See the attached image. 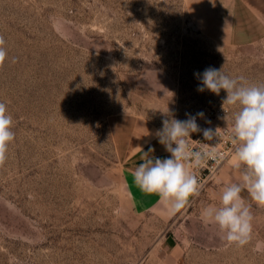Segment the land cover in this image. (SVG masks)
Segmentation results:
<instances>
[{"label":"rangeland","instance_id":"rangeland-1","mask_svg":"<svg viewBox=\"0 0 264 264\" xmlns=\"http://www.w3.org/2000/svg\"><path fill=\"white\" fill-rule=\"evenodd\" d=\"M229 1L0 0V102L15 133L0 166V264H264L253 251L264 207L250 202L245 247L201 218L242 175L233 145L174 211L135 185L118 153V135L133 153L166 152L154 136L163 119L222 106L226 92H198L195 73L223 66L264 85V38L238 46L197 26L204 8L216 14ZM223 107L226 120L209 117L208 128L230 137L239 106Z\"/></svg>","mask_w":264,"mask_h":264},{"label":"clouds","instance_id":"clouds-1","mask_svg":"<svg viewBox=\"0 0 264 264\" xmlns=\"http://www.w3.org/2000/svg\"><path fill=\"white\" fill-rule=\"evenodd\" d=\"M7 59L6 40L0 35V67ZM12 62H16L15 57ZM222 69L223 66L208 67L203 73H195L200 80L197 91L208 90L219 96L223 90L227 94L222 101L223 110L224 105L239 106L229 139L234 146L232 166L243 172L238 182L223 186L219 203L205 206L201 218L218 229L222 241L245 247L253 241L255 217L251 204L241 193L247 191L252 201L264 207V85L247 84L243 76L231 78ZM186 116L185 120L163 119L162 128L155 131V138L170 156H152L155 149L149 147L146 152L142 150V162L132 171L135 185L146 194L158 196L157 202L171 211L185 207L190 197L199 195L203 184L193 169L203 167L209 159L216 160L218 155L214 149L220 128L201 129L197 117L205 116L202 111ZM218 119L226 120V116ZM12 128L13 117L7 105L0 102V166L6 162L8 147L15 139ZM198 132L212 143L194 150L189 141H194L191 134ZM253 251L264 254V240L257 239Z\"/></svg>","mask_w":264,"mask_h":264},{"label":"crops","instance_id":"crops-1","mask_svg":"<svg viewBox=\"0 0 264 264\" xmlns=\"http://www.w3.org/2000/svg\"><path fill=\"white\" fill-rule=\"evenodd\" d=\"M214 11L217 10L204 8L197 24L199 28L208 30L210 36L238 46L249 45L264 38V0H230L228 7L216 14ZM115 125L117 128V122ZM142 150L146 152L147 147L131 152L130 142L118 135L119 158L129 168L135 169L142 162ZM151 155L164 158L170 156V153L153 152ZM241 195L248 203L252 201L247 191Z\"/></svg>","mask_w":264,"mask_h":264},{"label":"built area","instance_id":"built-area-1","mask_svg":"<svg viewBox=\"0 0 264 264\" xmlns=\"http://www.w3.org/2000/svg\"><path fill=\"white\" fill-rule=\"evenodd\" d=\"M224 110L221 106L219 108H214L213 110L209 111L208 114L203 118L197 117L198 125L201 127V129L208 128L210 125V123L207 122L210 121L209 117H214L215 119H217L218 117L224 116L226 115L227 112L225 108ZM206 124H208V126H206ZM191 138L194 141H200V142H194L191 140L189 141L190 146L194 150H201L209 143H212L210 141L204 140L202 132L192 133ZM228 139H229V135H226L222 130L219 129V134H218L219 142L216 144V147L214 149V151L218 154L217 159L216 160L209 159L203 167L199 169H194L197 176H199L201 170L207 171L208 172L207 175H210L230 155L232 150L231 147L232 144Z\"/></svg>","mask_w":264,"mask_h":264}]
</instances>
